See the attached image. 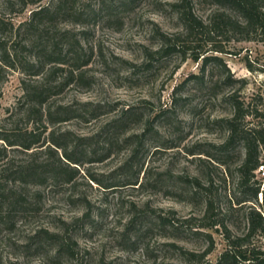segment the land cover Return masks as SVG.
I'll use <instances>...</instances> for the list:
<instances>
[{
	"label": "rangeland",
	"instance_id": "rangeland-1",
	"mask_svg": "<svg viewBox=\"0 0 264 264\" xmlns=\"http://www.w3.org/2000/svg\"><path fill=\"white\" fill-rule=\"evenodd\" d=\"M51 1L0 0V15L17 26L31 10ZM173 1L68 0L70 15L42 17L39 22L44 34L68 40L80 50L81 58L74 62L80 66H65L72 67L74 76L65 82L68 74L63 70L51 76L0 68V131L11 134L34 128L33 119L27 120L22 109L23 81H64L43 107L70 105L85 111L52 124L44 121L47 130L30 150L6 147L0 170L7 161L57 164V157L64 160L62 149L47 148L56 149L47 141L49 131H54L69 154L77 152L80 163L69 164L75 166L74 176L66 182L32 180L20 185L10 180L8 189L28 205L18 211L0 200V264H197L190 253H201L209 241L196 231L204 197L194 179L204 185L212 182L225 222L235 232L244 230L247 205L227 212L229 196L234 200L240 196L237 167L242 143H234L227 153L218 147L228 135L221 121L230 114L227 94L240 86L227 84L225 76L229 72L245 78L242 96L259 103L264 96V43L240 34L220 37L218 43L225 51L217 54L225 65H207L203 83H184L201 64L189 53L164 56L145 68V48L154 49L159 43L156 30L174 33L181 27L170 6ZM191 2L202 18L217 7L210 0ZM3 37L13 43L10 31ZM173 96L182 99L173 105ZM129 106L139 110L140 117L131 119L125 132L96 135ZM150 120L153 129L141 141L132 163L123 166ZM1 142L0 147L5 146ZM254 178H261L260 173ZM263 182L264 177L261 189ZM260 198L259 192V202ZM207 230L213 244L205 258L214 261L225 243L220 231ZM46 231L56 233L58 242L50 240Z\"/></svg>",
	"mask_w": 264,
	"mask_h": 264
},
{
	"label": "trees",
	"instance_id": "trees-1",
	"mask_svg": "<svg viewBox=\"0 0 264 264\" xmlns=\"http://www.w3.org/2000/svg\"><path fill=\"white\" fill-rule=\"evenodd\" d=\"M125 1L120 0V4ZM210 1L217 7L211 10L205 18L195 14L191 0H176L170 3L181 27L174 33L156 30L159 43L154 49L145 48V68L164 56L181 53L185 57L189 53L194 61L200 60L201 64L199 72L190 74L184 83L195 80H200L203 83L207 65H225L222 57L217 54L225 51L218 43L220 37L240 34L244 39H259L264 43V0ZM67 4L68 0H52L48 4L39 5L31 10L29 17L17 26L0 15V68L21 70L29 75L49 72L51 76H54L57 71L63 70L68 74L66 80L64 79L65 82L69 77L74 76L72 67L66 69L65 66L70 64L76 65V68L80 66L78 63L74 64L81 58L80 50L68 40L64 42L62 38L55 39L54 36L44 34V29L40 27L41 22H39L42 17L49 20L61 16L67 17L70 15ZM6 31H10L13 43L9 44L7 40H4L3 34ZM200 39H203V43L194 44L198 43L196 41ZM86 61L84 60L83 64H86ZM46 65L49 66L46 67ZM247 65L251 68L250 62H247ZM50 81L40 84L23 81V92L20 99L22 100V109L27 120L33 119L34 128L38 131L34 128L23 132L14 131L11 134L0 131L1 143L5 144L0 147V160L6 156V147L15 149L16 146H20L23 150H30L40 144V135L47 130L48 122L52 124L85 113V111L70 105L43 107L54 89L65 83L56 81L52 84ZM225 82L230 85L239 82L240 86L227 94L231 105L230 114L222 118L221 121L225 123L228 135L218 147L225 153L236 142H241L243 147V157L237 167L239 172L237 191L240 196L235 200L229 196L227 212L238 210V207L247 205L246 224L243 231L235 232L225 222L226 215L219 204L215 202L212 182L209 181L204 185L194 179L198 191L204 197V209L196 231L205 236L209 241V247L199 254L190 253V255H194L197 264H264V240L254 241L256 236L264 237V186L262 189L260 188L263 177L254 178L258 165L264 163V96L260 97L259 103H253L251 100L246 101L241 93V88L246 84L245 78H236L228 72ZM178 88L174 89V94L177 93ZM181 99L173 96V105H176ZM168 110V108L163 109L161 115ZM134 117L138 119L140 112L134 106H129L123 109L118 116L105 123L96 132V135L111 136L117 132H125L128 122ZM151 122L152 120L138 136L140 138L138 146L129 153L122 163L123 166L132 163L141 141L153 129ZM37 123L39 125L35 126ZM40 126L41 129H39ZM48 134L47 141L56 147V149L51 148L49 145L47 146L48 150L56 152L57 149H62L64 160L57 157V164L50 161L39 165H35L33 162L13 165L7 161L0 170V175L3 177L0 178V200L9 201V207L13 210H25L28 204L22 200V197L14 196V193H11L13 190L10 191L7 187L10 180H17L20 185L32 180H36L38 183H43L48 179L55 184L60 181L66 182L74 176L75 166L69 164L80 163L75 150H71L75 151L72 156L68 153L67 146L54 137V131H49ZM61 164L69 166V169L64 168ZM133 181L134 184L137 183L136 178ZM259 192L261 193L260 202L257 199ZM210 228L216 232L220 231L225 243L214 261L205 258L213 244L211 233L207 230ZM45 233L49 235L50 240L58 242L56 233L47 231ZM64 245L65 243L62 244V247Z\"/></svg>",
	"mask_w": 264,
	"mask_h": 264
},
{
	"label": "built area",
	"instance_id": "built-area-1",
	"mask_svg": "<svg viewBox=\"0 0 264 264\" xmlns=\"http://www.w3.org/2000/svg\"><path fill=\"white\" fill-rule=\"evenodd\" d=\"M256 172L260 173L261 177H264V163L258 165Z\"/></svg>",
	"mask_w": 264,
	"mask_h": 264
}]
</instances>
